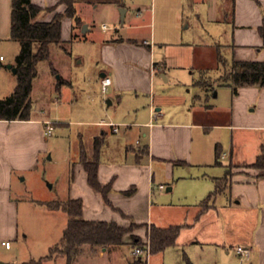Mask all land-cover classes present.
Masks as SVG:
<instances>
[{"label":"crops","instance_id":"crops-1","mask_svg":"<svg viewBox=\"0 0 264 264\" xmlns=\"http://www.w3.org/2000/svg\"><path fill=\"white\" fill-rule=\"evenodd\" d=\"M31 1L43 9L36 17L37 21H49L55 14H63L65 11V5L60 4L59 0ZM212 1L213 10L207 9L208 20L226 22L233 28L232 42L226 44L231 48L232 61H264L262 38L258 32L264 11L258 10L251 3L244 6L243 0H234V5L231 0L226 7L219 3L221 0ZM141 3L139 0H75L76 16L82 25L73 30L74 19L63 18L62 39L65 43L72 42L73 45L97 48L99 63L97 66L100 69L95 80L100 85L102 77L107 75L112 78L107 99L111 103L107 104L108 106L112 105L114 100L120 105L124 95L128 93H135L136 96L141 93L148 95L151 103L148 121L144 120L142 123L136 121V117L131 120L126 116L113 115L111 119L120 124L118 132H113L107 125H101V121H94L91 122V126L101 127L100 129H88L89 136L79 133L80 141L77 147L76 144L74 146L77 152H81L84 146L83 150L87 155L93 156L95 139L103 142L100 149L98 180L102 186L110 185L107 193L108 203L102 193L88 183L80 155L78 162L69 166V184L65 199L82 200L81 216L85 220L115 222L125 227L128 223L135 222L142 225L143 229L151 225L159 228L182 225L176 245L166 250L182 251V259L186 264H193L190 260L193 258L191 251L197 249L201 253L205 251L204 249H214L220 264L230 263V259L227 260L224 256L239 259L240 255L236 251L238 246L250 250L241 262L264 264V177L257 176L259 170L248 167L254 161L248 164L235 163L232 149L230 153L222 149L220 164H216L215 147L220 144L218 142L214 147L202 148L194 145V134L199 131L207 135L222 128L263 130L264 118L258 124L238 123L233 109L225 112V107L216 109L207 104L209 94L215 91L214 84L219 82L216 81L212 87H199L205 93L206 102L204 100L205 103L199 107L191 108L186 121L183 123L167 121L164 107L155 95V87L159 85L156 78L163 77L165 82L174 80L184 83L176 75L171 76V69L189 70L193 76L194 72L199 70L194 66L195 56L198 59V66L203 69L209 62L206 56H209L208 60L214 58L215 46L221 47V54L226 59L222 53L224 45L217 43L194 45L183 42L170 44L157 41L155 30L147 38L140 37L139 31L152 24V21L147 22L143 13L153 11L152 5L151 8H147ZM52 7L54 9L49 10ZM94 20H102L98 28L103 36L89 38L88 33L96 34ZM105 20L110 21L107 23ZM10 22L11 0H0V42L11 39ZM118 22L120 25H117ZM104 23L110 28L102 30L101 26ZM84 25L86 28L83 29ZM174 53L176 57H171ZM3 60H0V73L3 70L1 66ZM11 66L15 67V64ZM212 71L213 69L204 74L213 77ZM61 79L58 76L55 85L57 92L60 90ZM194 82L193 78V84ZM15 85L16 82L13 87L11 83L10 85L1 83L0 99L9 96ZM7 89L11 90L10 94L2 95ZM238 92L240 94L236 100L246 94H254L255 97L264 99V87H242ZM215 93L213 97L218 94ZM138 110L133 106L128 114L132 112L136 115ZM222 117L225 118L224 121L218 119ZM51 125L47 119L43 121L34 119L32 110L28 120H0V243L18 242L21 238L18 195L15 194L13 176L16 172L21 173L36 167L40 155L38 139L39 137L43 139ZM42 127L46 128L45 131ZM52 133L51 128V133L47 134ZM262 146L263 143L260 150ZM228 165L235 166L230 186L223 193L217 194L203 209L201 203L216 189L217 182L225 176ZM157 179L160 181L157 182ZM161 185L164 189L159 188ZM28 200L39 203L33 199ZM143 229L135 232L141 239L144 235V232H141ZM22 239H25V236ZM11 248L12 244L6 249ZM84 249L83 246L82 251ZM86 249L91 256L93 254L105 256L111 249H119V246L95 249L88 246ZM84 253L83 251L82 254ZM156 254H151L147 264L149 261L152 263L151 259ZM77 258L79 256L69 262L66 257V264H74ZM8 262L16 264L12 260ZM31 262L23 264H32Z\"/></svg>","mask_w":264,"mask_h":264},{"label":"rangeland","instance_id":"rangeland-1","mask_svg":"<svg viewBox=\"0 0 264 264\" xmlns=\"http://www.w3.org/2000/svg\"><path fill=\"white\" fill-rule=\"evenodd\" d=\"M147 8L153 7V11L143 13L147 22L152 24L139 31L140 37L147 38L155 30L157 41H165L170 44L190 43L213 45L222 44V53L225 62L217 64L213 59L208 60L205 67L209 66L213 71L207 81L215 87L214 92L209 94L207 104L217 107H225L226 111L234 110L238 123L258 124L264 118V99L246 94L241 98L239 92L232 94L229 86L223 85L224 77L231 69L232 51L229 45L232 42L233 28L229 23L208 20V8L213 10L212 0H139ZM249 1V2H248ZM231 0H221L223 7L229 5ZM251 3L258 10L264 11V0H243V5ZM102 20H94L96 23V34L88 33L89 38L103 36L99 33L98 25ZM104 21V20H103ZM109 23L110 20H105ZM117 25H120L119 22ZM98 33V35H97ZM84 36V35H83ZM154 42V41H153ZM20 52V43L9 39L0 42V54L4 60L1 61L3 70L0 73V84H7L13 87L16 82V73L9 65L16 64V57ZM176 57V53L174 56ZM82 61V63L80 62ZM97 48H87L71 42H66L63 48L51 45L50 61H42L38 65V75L33 81L32 117L38 120L47 119L51 123L52 135L44 134L43 139L39 137L38 147L40 155L36 167L16 172L13 176L15 194L18 195L19 204V236L18 242L10 241L12 248L6 249L0 243V263L23 264L32 261V264H66V257L63 255H50V247L59 241L63 230L67 225L68 216L59 210H50L43 205V202L64 200L69 184V166L78 162L80 151L77 152V145L80 141L79 133L89 136L90 128L96 130L101 127L91 126V122L105 120L114 122L113 115L142 122L150 119L149 96L145 94L128 93L124 95L123 102L118 105L114 100L112 105H107L106 100L109 93L103 96L100 85L96 82L100 67L97 66ZM171 76L176 75L180 81L171 80L165 82L164 78H156L159 85L155 87L157 100L164 107L167 114V121L183 123L186 121L191 108L199 107L206 102L205 93L201 88L193 84V78H199V70L193 76L189 70L171 69ZM206 73V72H205ZM207 74V73H206ZM58 76L62 81L60 90L57 92L55 85ZM205 78V79H206ZM213 78V79H211ZM67 80V82H63ZM220 84V85H219ZM222 84V85H221ZM12 89V88H10ZM210 90V89H209ZM11 90L5 91L2 95H9ZM255 97V98H253ZM58 98V99H57ZM205 100V102H204ZM139 109L135 114H128L131 107ZM135 113V112H134ZM163 114V112H161ZM156 116L154 122L156 123ZM224 121L225 118H218ZM3 126V125H2ZM46 128L42 130L45 131ZM3 130V128H2ZM146 130V129H145ZM223 150L233 152L235 163L248 164L255 160V156L261 152L260 145L264 144V129L258 128H231L216 129L204 135L203 132L194 134V145L196 147L213 146L215 143ZM76 144V147L74 148ZM79 149V148H78ZM84 149V146H83ZM85 151V150H84ZM88 159L92 158L87 155ZM229 162V159L227 160ZM247 167V166H245ZM231 172L235 170L230 167ZM160 181L157 179V182ZM28 199L38 201L32 202ZM135 222H130L127 227H132V236L135 232L143 229ZM145 230L141 232L145 235ZM143 235V242L146 237ZM25 236V239L22 237ZM88 246H84V254L81 252L74 264H129L135 257L131 255L133 247L119 246V249H111L109 254H89ZM196 250V249H192ZM205 251H191L190 258L193 264H220L214 249ZM187 253V252H186ZM225 254V252H224ZM230 257V258H229ZM230 263L222 264H245L241 260L224 256ZM222 258V259H224ZM155 259V260H154ZM151 264H186L182 259V251L168 249L164 253H158L151 259ZM150 264V261H149Z\"/></svg>","mask_w":264,"mask_h":264},{"label":"trees","instance_id":"trees-1","mask_svg":"<svg viewBox=\"0 0 264 264\" xmlns=\"http://www.w3.org/2000/svg\"><path fill=\"white\" fill-rule=\"evenodd\" d=\"M234 5V0H232ZM65 5L63 14H55L49 21H37L36 17L43 9L32 3L31 0H11L10 38L20 43V52L16 57L15 67L16 85L13 92L6 98L0 99V120H28L32 110L31 93L33 81L38 75V65L42 61H50L51 45L63 48L65 42L62 39V21L64 17L74 19L73 30L82 25L76 16L75 0H59ZM54 9L49 8V10ZM258 32L262 38L264 49V16ZM76 36L74 35V38ZM213 60L217 64L225 62L221 54V47L215 46ZM194 58V66L199 69L200 75L194 85L198 87H212L207 81V73L211 67L202 69ZM206 78V79H205ZM223 84L231 88L232 94H238L242 87H264V61H232L231 69L223 79ZM214 91V90H213ZM103 142L99 139L94 141L93 156L86 157L85 151L81 150L80 160L87 173V180L91 187L102 193L108 203L107 193L110 185L102 186L98 180V168L100 149ZM222 148L219 144L215 147L216 164H220ZM232 165H228L225 176L218 180L216 189L201 203L205 209L217 194L223 193L231 184L233 173ZM233 167V166H232ZM249 168L259 170L258 177H264V146L255 157ZM43 205L51 210H62L68 215V222L60 240L50 249V255H64L71 262L81 254L82 247L87 245L91 248H110L128 244L131 247L144 244L140 237L132 236V227L121 226L115 222L90 221L82 218V200L65 199L43 202ZM202 209V210H203ZM182 225L159 228L151 225L146 230L145 237L150 241L151 254L163 252L169 247H174L180 234ZM127 237L129 241H127ZM129 264H147L141 257H134Z\"/></svg>","mask_w":264,"mask_h":264},{"label":"built area","instance_id":"built-area-1","mask_svg":"<svg viewBox=\"0 0 264 264\" xmlns=\"http://www.w3.org/2000/svg\"><path fill=\"white\" fill-rule=\"evenodd\" d=\"M102 30H107L110 28L107 24H102L101 26ZM0 60H3V56H0ZM112 85V78L110 76H104L101 79L100 82V88H101V93L103 96H106L109 93L110 86ZM101 125H107L112 128L113 132H118L119 130V125L114 124L113 122H107L105 120H101L100 122ZM47 133H51V128L49 127L47 129ZM160 189H164V186L161 185L159 187ZM1 244L5 246V248H10L11 243L10 241H2ZM237 253L240 255V260L243 261L247 255L249 254L250 250L248 248H244L241 246H238L236 248ZM132 255L135 257H141L143 260H146L148 262L150 256H151V247H150V241L148 238L144 241V244L142 246H136L132 250Z\"/></svg>","mask_w":264,"mask_h":264},{"label":"water","instance_id":"water-1","mask_svg":"<svg viewBox=\"0 0 264 264\" xmlns=\"http://www.w3.org/2000/svg\"><path fill=\"white\" fill-rule=\"evenodd\" d=\"M120 14H121V16H122L123 13L121 12ZM84 28H86V25L83 26V29H84ZM82 31H84V30H82ZM8 67L11 68V69L13 70L14 73L17 72V68H16V67H12L11 65H9ZM103 76H104V74H103ZM214 95H216V93H215ZM106 102H107V104H110V103H111L110 100H107ZM0 264H9V263L1 262Z\"/></svg>","mask_w":264,"mask_h":264}]
</instances>
